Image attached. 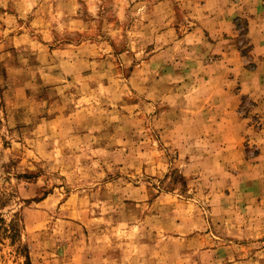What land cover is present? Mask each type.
Wrapping results in <instances>:
<instances>
[{"label": "rangeland", "instance_id": "rangeland-1", "mask_svg": "<svg viewBox=\"0 0 264 264\" xmlns=\"http://www.w3.org/2000/svg\"><path fill=\"white\" fill-rule=\"evenodd\" d=\"M0 264H264V0H0Z\"/></svg>", "mask_w": 264, "mask_h": 264}]
</instances>
